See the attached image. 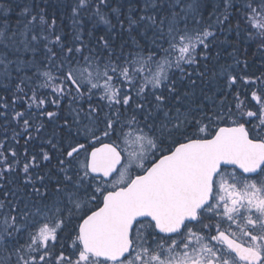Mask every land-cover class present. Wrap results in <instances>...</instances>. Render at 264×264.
Listing matches in <instances>:
<instances>
[{"label": "snow or ice", "instance_id": "obj_1", "mask_svg": "<svg viewBox=\"0 0 264 264\" xmlns=\"http://www.w3.org/2000/svg\"><path fill=\"white\" fill-rule=\"evenodd\" d=\"M242 43L264 0H0V264H264Z\"/></svg>", "mask_w": 264, "mask_h": 264}, {"label": "trees", "instance_id": "obj_2", "mask_svg": "<svg viewBox=\"0 0 264 264\" xmlns=\"http://www.w3.org/2000/svg\"><path fill=\"white\" fill-rule=\"evenodd\" d=\"M209 5V10L211 8V5L213 3H217L218 0H207ZM231 51V48L228 49ZM240 58L241 60L247 59L249 62V68L246 70L249 74L256 73L259 75L260 70H264V64H262L261 61V55L256 51V46L254 44L247 45V44H241L240 45Z\"/></svg>", "mask_w": 264, "mask_h": 264}]
</instances>
